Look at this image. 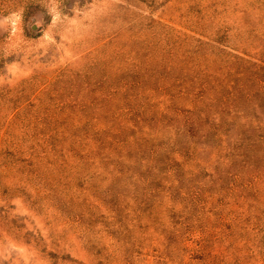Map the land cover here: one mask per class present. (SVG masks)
Here are the masks:
<instances>
[{"label": "rangeland", "instance_id": "obj_1", "mask_svg": "<svg viewBox=\"0 0 264 264\" xmlns=\"http://www.w3.org/2000/svg\"><path fill=\"white\" fill-rule=\"evenodd\" d=\"M0 264H264V0H0Z\"/></svg>", "mask_w": 264, "mask_h": 264}]
</instances>
